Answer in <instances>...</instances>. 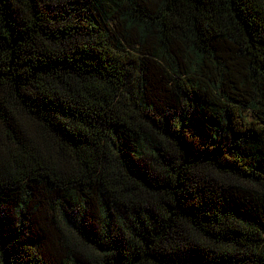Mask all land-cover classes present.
<instances>
[{"label":"trees","instance_id":"obj_1","mask_svg":"<svg viewBox=\"0 0 264 264\" xmlns=\"http://www.w3.org/2000/svg\"><path fill=\"white\" fill-rule=\"evenodd\" d=\"M0 264H264V0H0Z\"/></svg>","mask_w":264,"mask_h":264}]
</instances>
